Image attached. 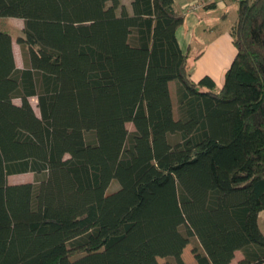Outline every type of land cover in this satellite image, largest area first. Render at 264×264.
I'll list each match as a JSON object with an SVG mask.
<instances>
[{
  "label": "trees",
  "instance_id": "obj_1",
  "mask_svg": "<svg viewBox=\"0 0 264 264\" xmlns=\"http://www.w3.org/2000/svg\"><path fill=\"white\" fill-rule=\"evenodd\" d=\"M237 1L217 89L174 0H0L25 62L0 30V264H186L192 238L198 264H264V0Z\"/></svg>",
  "mask_w": 264,
  "mask_h": 264
},
{
  "label": "crops",
  "instance_id": "obj_2",
  "mask_svg": "<svg viewBox=\"0 0 264 264\" xmlns=\"http://www.w3.org/2000/svg\"><path fill=\"white\" fill-rule=\"evenodd\" d=\"M193 4H199V7L191 8ZM174 8L184 16L177 37L182 49L189 54L188 72L192 58L198 71L193 70L191 78L199 81L208 75L215 80L217 89L222 88L226 72L237 53L232 29L237 20L239 1L174 0ZM15 175L18 174L9 177L10 183L17 182ZM259 224L264 233V210L260 213Z\"/></svg>",
  "mask_w": 264,
  "mask_h": 264
},
{
  "label": "rangeland",
  "instance_id": "obj_3",
  "mask_svg": "<svg viewBox=\"0 0 264 264\" xmlns=\"http://www.w3.org/2000/svg\"><path fill=\"white\" fill-rule=\"evenodd\" d=\"M7 29L12 33L17 63L21 67H23L25 65L24 56H23V47H22L21 43L18 42V38L20 36L24 35V21H23V19L15 18V17L1 18L0 19V30H7ZM193 70L198 72L196 70V64L192 58L190 63H189V74H190V76H193V73H192ZM191 73H192V75H191ZM170 88H171V94L173 97L175 113L177 114V106H178L177 95H176L177 82L173 81L170 85ZM36 99L37 98L33 97V98H31V101H32V104L35 107V109L38 111V108L36 105L37 104ZM15 102L20 103V100L15 99ZM127 127L129 129V131L135 130V126L132 122H128ZM14 179L17 181L15 183L33 181L34 175L32 173L18 174V175L14 176ZM118 186H119V184L116 181H114L111 184L109 191L115 190ZM197 247H198V241L195 238H192L191 242L185 247L183 254H182V257H183L184 261L186 262V264H198L196 257H195V253H194V250ZM241 256H242V253L240 251L237 252L236 257L234 259V262H237ZM158 260L161 264H176L175 260L172 257H159Z\"/></svg>",
  "mask_w": 264,
  "mask_h": 264
},
{
  "label": "built area",
  "instance_id": "obj_4",
  "mask_svg": "<svg viewBox=\"0 0 264 264\" xmlns=\"http://www.w3.org/2000/svg\"><path fill=\"white\" fill-rule=\"evenodd\" d=\"M196 7H199V4H193V5L191 6V8H196Z\"/></svg>",
  "mask_w": 264,
  "mask_h": 264
}]
</instances>
